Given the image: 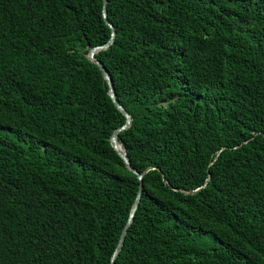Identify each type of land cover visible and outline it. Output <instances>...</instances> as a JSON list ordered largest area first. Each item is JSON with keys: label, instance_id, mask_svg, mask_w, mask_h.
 I'll list each match as a JSON object with an SVG mask.
<instances>
[{"label": "trees", "instance_id": "16d2710c", "mask_svg": "<svg viewBox=\"0 0 264 264\" xmlns=\"http://www.w3.org/2000/svg\"><path fill=\"white\" fill-rule=\"evenodd\" d=\"M103 2L0 0V264H111L129 219L126 117L88 57ZM108 18L96 57L144 174L116 264H264V0H108Z\"/></svg>", "mask_w": 264, "mask_h": 264}, {"label": "water", "instance_id": "95a60500", "mask_svg": "<svg viewBox=\"0 0 264 264\" xmlns=\"http://www.w3.org/2000/svg\"><path fill=\"white\" fill-rule=\"evenodd\" d=\"M103 16H104L105 21L107 22V24L111 28V31H112L111 37H110L109 41L107 43H105L104 45H97V46L92 47L90 49L89 53H88V57L100 67V69L102 71V74H103L106 82L108 83L109 94H110L111 98L113 99V101H114L115 105L117 106V108L126 117V122L122 126H120V127H118L117 129L114 130V132H113V134L111 136L112 145L116 149V151L119 153V155L123 158V160L126 163L127 167H129V169L131 171H133L138 176V178L140 180V188H139V191H138V195H137L136 200H135V202H134V204L132 206L129 219H128L127 223L125 224V226H124V228L122 230L118 245H117V247H116V249H115V251H114V253L112 255V258H111V264H116L117 257L119 256V254H120V252H121V250L123 248L128 229H129V227H130V225H131V223H132V221H133V219L135 217L137 209H138V207L140 205L141 195H142V192H143V178H144V174L139 172L138 169H136L132 165V162H131L130 157H129L128 153H127L126 147L119 140L120 132L128 129L132 125L133 116L124 107V105L122 103H120V101L118 100L116 89H115V84H114L112 76L110 75V73H109L108 69L106 68V66L104 65V63H102V61H100L96 57V54H97L98 51L103 50V49H108L114 43L115 38H116V33H117L116 28H115L114 24L108 18V0H104V2H103ZM146 171H148V169ZM193 192H195V191H187V193H193Z\"/></svg>", "mask_w": 264, "mask_h": 264}, {"label": "clouds", "instance_id": "9594fccd", "mask_svg": "<svg viewBox=\"0 0 264 264\" xmlns=\"http://www.w3.org/2000/svg\"><path fill=\"white\" fill-rule=\"evenodd\" d=\"M190 191H195L196 192V190H190Z\"/></svg>", "mask_w": 264, "mask_h": 264}]
</instances>
